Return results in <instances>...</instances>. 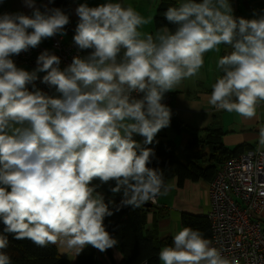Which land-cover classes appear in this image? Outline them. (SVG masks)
<instances>
[{"label": "clouds", "instance_id": "obj_1", "mask_svg": "<svg viewBox=\"0 0 264 264\" xmlns=\"http://www.w3.org/2000/svg\"><path fill=\"white\" fill-rule=\"evenodd\" d=\"M23 2L31 15L0 14L3 232L40 247L55 244L73 256L88 245L104 252L118 240L106 230L104 218L113 209L97 189L115 182L111 192L122 193L116 211L141 208L167 193L163 172L148 166L154 150L144 145L170 126L165 94L198 74L205 53L222 44L231 49L217 61L222 75L208 103L241 118L257 116L264 102V11L236 17L230 0H178L164 12L174 31L164 26L142 34L151 18L131 6L81 3L73 44L87 54L61 68V58L45 49L29 71L12 57L66 35L70 18L60 8L41 11L36 0ZM37 80L57 95L38 88ZM8 245L0 234V264H11ZM158 258L161 264H240L190 226L176 232Z\"/></svg>", "mask_w": 264, "mask_h": 264}, {"label": "crops", "instance_id": "obj_2", "mask_svg": "<svg viewBox=\"0 0 264 264\" xmlns=\"http://www.w3.org/2000/svg\"><path fill=\"white\" fill-rule=\"evenodd\" d=\"M160 1L111 0V2H119L125 7L131 6L145 19L151 18L148 24L140 27L139 31L142 34H152L158 30L154 18ZM105 2H108V0H69L74 25L76 26L79 20L75 11L79 4L87 3L89 6L94 7ZM230 3L236 17L252 18L254 12L264 11V0H230ZM36 6L41 11L53 8L50 0H36ZM5 12H23L26 15H31L32 9L26 7L23 0H0V14ZM64 36L68 38L67 31ZM53 38L54 36L44 39L41 43L50 45ZM230 50L227 45L222 44L219 46L218 51L213 50L205 53L203 57L204 64L198 74L183 81L178 90L166 93L171 96L169 105L172 112L170 126L160 130L153 142L173 139L179 144L178 152L181 151L183 157L186 144L192 138L202 135L205 128L214 125L221 127L225 132L223 142L228 148L234 149L237 146L246 145L250 149L261 146L259 144V128L264 127V102L259 104L257 116L251 119L241 118L234 112L218 111L208 103L212 86L220 76L217 61ZM12 59L18 67L29 71L36 67L35 63L18 61L15 56ZM174 120L182 124L181 131L175 127ZM134 139L141 144L143 143V137L139 135L135 136ZM261 147L264 148V146ZM211 181L201 177L198 180L186 179L180 184L177 177L170 179L167 182V193L157 197L156 202L153 203L147 214V227L152 228V226H155L161 238L170 240L172 244L173 235L186 227L183 222L184 217L190 215L199 219L195 229L200 230L205 237L207 234L209 236L207 224L205 226L201 222L207 219L206 214L211 206L209 198ZM57 249L62 256L68 259L74 257L71 253L64 252L65 250L62 247H57ZM96 250L97 264H120L123 259L119 240L116 246L104 252ZM159 264H161L160 261Z\"/></svg>", "mask_w": 264, "mask_h": 264}, {"label": "trees", "instance_id": "obj_3", "mask_svg": "<svg viewBox=\"0 0 264 264\" xmlns=\"http://www.w3.org/2000/svg\"><path fill=\"white\" fill-rule=\"evenodd\" d=\"M50 1L53 8H60L69 16L70 23L66 25L68 35L66 42L73 40L76 26L73 22L69 0ZM177 3L178 0L159 2L154 18L157 29L167 26L170 30H175L176 26L165 19L164 12L169 6ZM82 53L87 54L86 51ZM220 75H222L221 72ZM173 123L181 131L182 124L176 120ZM224 133L219 126H208L202 135L192 138L186 144L183 157L181 151L178 152L179 144L173 139L144 145L154 150V156L148 166L163 172L166 185L170 179L175 177L180 184L186 179L198 180L201 177L212 180L219 167L227 159L249 149L246 145H240L234 149L228 148L223 142ZM93 183L100 184L99 180H94ZM114 186L115 182L111 181L100 185L97 191L103 194L105 202L113 209V215L104 218V225L106 230L120 242L123 255L120 264H141L144 261H148L149 264H159L160 248L170 245L171 242L167 239L163 240L155 226L147 227V214L152 206L143 205L135 209L131 206H121L120 210L116 211V206L122 199V193L111 192L110 189ZM198 221V218L190 215H186L183 220L186 227L190 226L194 229ZM201 224L205 226L207 224L209 236L207 234L206 237L211 238L209 220L204 219ZM3 229L4 225L0 221V234L8 236L9 245L4 251L10 256L11 264H97V250L92 246L84 247L78 255L68 259L59 253L55 244L40 247L29 239H14L11 234L4 233Z\"/></svg>", "mask_w": 264, "mask_h": 264}, {"label": "built area", "instance_id": "obj_4", "mask_svg": "<svg viewBox=\"0 0 264 264\" xmlns=\"http://www.w3.org/2000/svg\"><path fill=\"white\" fill-rule=\"evenodd\" d=\"M45 49L61 58V68L70 64L75 55L83 56L73 40L66 42L64 35H56L50 45L40 43L15 57L18 61L36 64L38 55ZM36 86L57 95L39 80ZM163 103L170 105L169 94H165ZM209 198L211 206L206 217L212 232V246L242 264H264V148H250L227 159L210 182Z\"/></svg>", "mask_w": 264, "mask_h": 264}, {"label": "water", "instance_id": "obj_5", "mask_svg": "<svg viewBox=\"0 0 264 264\" xmlns=\"http://www.w3.org/2000/svg\"><path fill=\"white\" fill-rule=\"evenodd\" d=\"M153 205V203L152 202H147L146 204H145V206H147V207H151Z\"/></svg>", "mask_w": 264, "mask_h": 264}, {"label": "rangeland", "instance_id": "obj_6", "mask_svg": "<svg viewBox=\"0 0 264 264\" xmlns=\"http://www.w3.org/2000/svg\"><path fill=\"white\" fill-rule=\"evenodd\" d=\"M263 217H264V215H263Z\"/></svg>", "mask_w": 264, "mask_h": 264}]
</instances>
